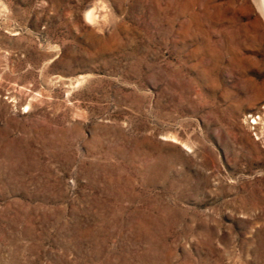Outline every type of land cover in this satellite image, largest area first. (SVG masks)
Masks as SVG:
<instances>
[{
    "label": "rangeland",
    "instance_id": "rangeland-1",
    "mask_svg": "<svg viewBox=\"0 0 264 264\" xmlns=\"http://www.w3.org/2000/svg\"><path fill=\"white\" fill-rule=\"evenodd\" d=\"M0 264H264V0H0Z\"/></svg>",
    "mask_w": 264,
    "mask_h": 264
},
{
    "label": "bare ground",
    "instance_id": "bare-ground-1",
    "mask_svg": "<svg viewBox=\"0 0 264 264\" xmlns=\"http://www.w3.org/2000/svg\"><path fill=\"white\" fill-rule=\"evenodd\" d=\"M104 15V14H103ZM94 16V15H93ZM96 16V15H95ZM98 16V15H97ZM103 18V16H101ZM96 18V17H95ZM87 19L88 20H92L93 18H91V13L87 14ZM97 20V19H96ZM100 21V20H99ZM105 22V21H104ZM101 23L103 24L102 26H104L105 24L103 23V21L101 20ZM107 23V22H106ZM93 24V23H92ZM97 24V23H96ZM95 26V25H94Z\"/></svg>",
    "mask_w": 264,
    "mask_h": 264
}]
</instances>
